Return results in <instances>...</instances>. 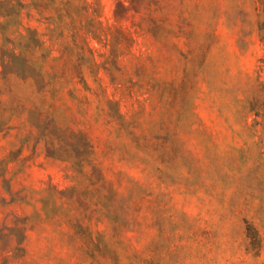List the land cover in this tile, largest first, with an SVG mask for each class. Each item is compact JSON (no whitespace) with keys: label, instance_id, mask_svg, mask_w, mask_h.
Instances as JSON below:
<instances>
[{"label":"rangeland","instance_id":"rangeland-1","mask_svg":"<svg viewBox=\"0 0 264 264\" xmlns=\"http://www.w3.org/2000/svg\"><path fill=\"white\" fill-rule=\"evenodd\" d=\"M19 1L0 17V264H264L258 0Z\"/></svg>","mask_w":264,"mask_h":264},{"label":"trees","instance_id":"trees-1","mask_svg":"<svg viewBox=\"0 0 264 264\" xmlns=\"http://www.w3.org/2000/svg\"><path fill=\"white\" fill-rule=\"evenodd\" d=\"M260 9L264 12V0H258ZM23 7V3L19 0H0V17L12 18L19 14L20 9ZM258 30L261 33L262 40L264 41V20H260L258 23ZM72 139L69 141L67 146H69L71 152L73 153L76 160L82 158V160L87 161V158L91 155V147L83 133H70ZM78 164V162H77ZM93 171H96L95 169ZM246 234L249 239L252 240V244L259 245V239L255 229L248 224L246 227Z\"/></svg>","mask_w":264,"mask_h":264}]
</instances>
